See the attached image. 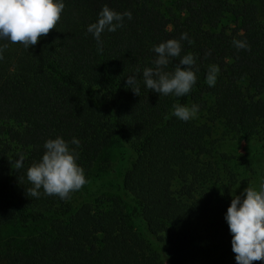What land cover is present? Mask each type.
Masks as SVG:
<instances>
[{
  "label": "trees",
  "instance_id": "obj_1",
  "mask_svg": "<svg viewBox=\"0 0 264 264\" xmlns=\"http://www.w3.org/2000/svg\"><path fill=\"white\" fill-rule=\"evenodd\" d=\"M56 26L26 49L6 44L0 59V227L46 222L48 231L0 254V264H220L233 254L224 213L237 176L211 140L212 124L264 150V0H63ZM107 5L132 18L101 33L102 51L86 32ZM187 33L181 55L196 61V83L182 97L140 94L125 85L135 69L151 67L154 44ZM244 40L247 50L233 46ZM173 58L172 70L178 62ZM218 69L209 87V66ZM197 104L203 121H181L173 103ZM79 139L77 163L85 178L114 140L128 150L108 204L28 194L26 169L46 139ZM70 147H75L69 143ZM22 160L17 169L16 162ZM133 198L149 243L128 224L121 204Z\"/></svg>",
  "mask_w": 264,
  "mask_h": 264
},
{
  "label": "clouds",
  "instance_id": "obj_2",
  "mask_svg": "<svg viewBox=\"0 0 264 264\" xmlns=\"http://www.w3.org/2000/svg\"><path fill=\"white\" fill-rule=\"evenodd\" d=\"M65 5L63 0H0V40L13 44L20 43L26 49L34 46L38 38L46 35L56 26ZM131 19V11L117 12L107 5L97 13L95 22L86 27L97 41V50L102 51L101 33L115 32L123 26L124 19ZM189 44L192 41L187 33L179 38L167 39L154 44L151 51L155 59L151 67L137 68L125 77V85L131 91L140 94V84L136 73L141 74L146 89L158 93L159 96L182 97L190 92L196 83V61L191 53L181 55V41ZM237 49H248L244 40L233 39ZM7 47L0 45V53ZM179 58L172 70L168 66L173 58ZM2 59V55H0ZM217 67H208L205 83L212 87L216 84ZM199 106L173 103L171 114L181 121L193 119ZM74 145L75 147H70ZM80 141L73 137L66 141L61 136L46 139L44 152L39 160L34 161L26 169V178L32 185L28 194L38 197L40 189L45 195H56L61 200L78 191L86 183L84 169L76 162ZM22 167V160L16 162V168ZM224 220L231 234V250L235 254L237 264H252V261L264 260V176L259 179L258 187L248 185L240 194L231 193V201L224 213Z\"/></svg>",
  "mask_w": 264,
  "mask_h": 264
},
{
  "label": "rangeland",
  "instance_id": "obj_3",
  "mask_svg": "<svg viewBox=\"0 0 264 264\" xmlns=\"http://www.w3.org/2000/svg\"><path fill=\"white\" fill-rule=\"evenodd\" d=\"M162 2L163 8H168L171 0H162ZM193 119L196 122H201L204 118L201 114H196ZM211 140L215 141L214 147L218 154L228 156V164L237 176V183L230 188V201L231 193L235 192L238 195L248 185L258 187L260 177L264 176V150L259 149L257 138H252L244 143L238 136L225 134L220 123L215 122L212 124ZM128 155V148L119 140H114L106 147L93 163L86 176V183L72 195L71 205L77 206L84 201H90L92 204L99 201L108 204L109 200L118 198L120 195L118 180L122 168L127 163ZM123 200L121 204L127 224L149 243L151 249L164 263L165 258L161 248L144 233L140 215L137 213L135 216H131L133 198L124 192ZM46 231H48L46 222H14L4 225L0 227V254L19 248L28 239ZM226 233L230 234L229 230ZM220 264H237L235 254L230 255ZM252 264H264V260L252 261Z\"/></svg>",
  "mask_w": 264,
  "mask_h": 264
}]
</instances>
